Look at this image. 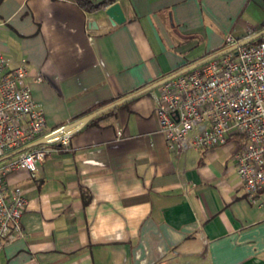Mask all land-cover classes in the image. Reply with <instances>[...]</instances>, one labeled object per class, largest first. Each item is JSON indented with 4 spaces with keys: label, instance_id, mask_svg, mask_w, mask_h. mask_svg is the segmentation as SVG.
Wrapping results in <instances>:
<instances>
[{
    "label": "crops",
    "instance_id": "obj_1",
    "mask_svg": "<svg viewBox=\"0 0 264 264\" xmlns=\"http://www.w3.org/2000/svg\"><path fill=\"white\" fill-rule=\"evenodd\" d=\"M113 2L123 21L110 25L105 7L87 11L75 0H0L4 70L24 67L47 130L264 21V0ZM156 92L89 119L34 171L6 175L26 206L0 264H264V187L248 202L232 159L243 138L228 133L222 145L167 149L152 111Z\"/></svg>",
    "mask_w": 264,
    "mask_h": 264
},
{
    "label": "built area",
    "instance_id": "obj_2",
    "mask_svg": "<svg viewBox=\"0 0 264 264\" xmlns=\"http://www.w3.org/2000/svg\"><path fill=\"white\" fill-rule=\"evenodd\" d=\"M223 41L228 46L236 39L226 34ZM235 50L159 84L152 111L166 148L177 154L222 145L228 133L240 135L244 141L232 159L241 189L254 204L264 187V36ZM4 67L0 55V249L20 235L26 206L23 189L9 187L6 175L15 169L34 171L52 145L64 147L69 137L66 131L56 133L61 126L45 127L24 83V67ZM41 137L46 143L20 149Z\"/></svg>",
    "mask_w": 264,
    "mask_h": 264
},
{
    "label": "water",
    "instance_id": "obj_3",
    "mask_svg": "<svg viewBox=\"0 0 264 264\" xmlns=\"http://www.w3.org/2000/svg\"><path fill=\"white\" fill-rule=\"evenodd\" d=\"M103 13L104 15L106 16L108 22L110 25H113V24H116V23H120L121 21H123V16H122V13L120 11V8L118 6V4L116 2H113L111 4H109L108 6H106L104 9H103ZM93 22H91L92 24ZM261 35H264V27L260 28L259 30L257 31H254L250 34H248L247 36L243 37V38H240L238 40H236L234 43L228 45V46H224L223 48L219 49V50H216L215 52H212L206 56H203L202 58H199L198 60H195L194 62H191L181 68H179L178 70L168 74L167 76H164L158 80H155L154 82H151L150 84H147L146 86L134 91V92H131L125 96H122L110 103H107L87 114H85L84 116H81L75 120H73L72 122H69L67 124H64L61 126V128H59L56 133H60L62 131H66L67 133H72L74 131H76L77 129H79L83 124H85L89 119L93 118L94 116L108 110V109H111L139 94H142L144 92H147L153 88H156L159 84H161L162 82L168 80V79H171L172 77H175L176 75H179L181 73H184V72H187L189 70H192L200 65H202L203 63L207 62L208 60L216 57V56H219L223 53H226V52H229V51H232L233 54L236 53V48L240 45H243ZM43 143H46V139L44 137H41V138H38L26 145H24L22 148L20 149H25L27 147H30V146H33V145H38V144H43Z\"/></svg>",
    "mask_w": 264,
    "mask_h": 264
},
{
    "label": "trees",
    "instance_id": "obj_4",
    "mask_svg": "<svg viewBox=\"0 0 264 264\" xmlns=\"http://www.w3.org/2000/svg\"><path fill=\"white\" fill-rule=\"evenodd\" d=\"M75 1H76V4L80 8L85 9L87 11H96V10H99V9H103L104 7L108 6V4L110 3V0H102V1L97 2V3H93V2H91V0H75ZM262 27H264V21L261 22L260 24H258L255 28H253V31H257V30H259ZM263 36L264 35H261V36L255 38V39L245 43L244 45L255 44V43L259 42ZM236 40H238V39H236ZM99 115L91 118L90 120H93L94 118L98 117Z\"/></svg>",
    "mask_w": 264,
    "mask_h": 264
},
{
    "label": "rangeland",
    "instance_id": "obj_5",
    "mask_svg": "<svg viewBox=\"0 0 264 264\" xmlns=\"http://www.w3.org/2000/svg\"><path fill=\"white\" fill-rule=\"evenodd\" d=\"M154 89V88H153Z\"/></svg>",
    "mask_w": 264,
    "mask_h": 264
}]
</instances>
